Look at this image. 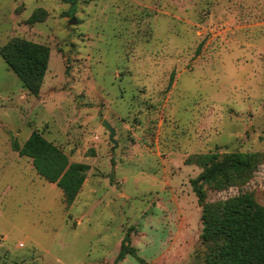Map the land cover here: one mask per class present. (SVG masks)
Listing matches in <instances>:
<instances>
[{"label": "rangeland", "instance_id": "rangeland-1", "mask_svg": "<svg viewBox=\"0 0 264 264\" xmlns=\"http://www.w3.org/2000/svg\"><path fill=\"white\" fill-rule=\"evenodd\" d=\"M15 37L49 56L32 94L0 54V264H203L204 203L264 215V0H0ZM32 131L89 165L72 204L13 148ZM228 153L260 157L199 201Z\"/></svg>", "mask_w": 264, "mask_h": 264}, {"label": "trees", "instance_id": "trees-1", "mask_svg": "<svg viewBox=\"0 0 264 264\" xmlns=\"http://www.w3.org/2000/svg\"><path fill=\"white\" fill-rule=\"evenodd\" d=\"M72 5L76 0H64ZM33 13L28 22L38 21ZM0 54L10 69L20 78L24 87L35 94L41 85L47 67L49 51L44 45L22 38H13L0 48ZM20 154L31 158L36 173L61 190L66 206L79 194L89 165L73 162L38 131H32L22 145L13 143ZM259 154L228 153L223 161H214L191 180L199 201L205 199L204 184L228 182L238 173L248 171ZM245 196L205 204L202 218V239L211 243L203 264H264L263 209ZM136 256L132 249L121 246L116 260L125 255Z\"/></svg>", "mask_w": 264, "mask_h": 264}, {"label": "water", "instance_id": "water-1", "mask_svg": "<svg viewBox=\"0 0 264 264\" xmlns=\"http://www.w3.org/2000/svg\"><path fill=\"white\" fill-rule=\"evenodd\" d=\"M102 125L109 132V140L114 143V146H116L117 143H116V140L114 138V136H115L114 128L111 126V124L106 119L102 120ZM113 175H114V168L111 169V173L109 174V176L112 177Z\"/></svg>", "mask_w": 264, "mask_h": 264}]
</instances>
